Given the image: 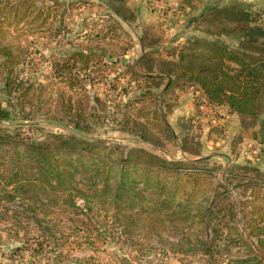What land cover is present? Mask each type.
Masks as SVG:
<instances>
[{
    "label": "rangeland",
    "instance_id": "rangeland-1",
    "mask_svg": "<svg viewBox=\"0 0 264 264\" xmlns=\"http://www.w3.org/2000/svg\"><path fill=\"white\" fill-rule=\"evenodd\" d=\"M19 1L31 5L35 1L41 15L29 13L27 22L22 17L21 23L19 15L7 19L13 37L9 27L4 25L5 29H0V43L12 42L13 57L18 60L15 82L34 83L35 86L51 83L55 96L65 90L66 97L72 95L83 103L88 118L74 113L64 115L63 109L60 110L64 115L62 120L49 118L43 112L47 103L39 107L36 103L20 100L16 92L9 94L2 74L0 100L12 114L0 120V132L20 134L29 141H42L52 132L61 131L89 140L103 138L107 144L121 143L125 151L131 147L144 148L168 159L195 158L199 155L184 151L181 146L194 148L200 155L209 156L203 166L207 173L197 180L200 199L206 197V204L216 199L224 205L223 211L233 206L237 213L235 221H231L235 229L244 233V241L234 242L230 234L213 240L208 229L205 237L215 247L213 252L199 246L181 250L183 232L164 227L160 234H152L144 228H134L132 233L121 236L113 219L106 216L103 220L104 214L100 211L90 220L82 211L68 214L62 209H59L54 233L45 235L38 221L23 217L21 221L24 222H21L15 217L22 204L20 199H14L4 200L0 206V264H238L242 257L260 255L252 243L254 239L257 244L258 238L247 232L251 221L264 222V151L258 145L264 138L258 135L255 144L248 133L251 128L257 132L255 127L260 113L246 123L241 120V126L234 128V124L232 127L229 124V109L221 112V107L200 108L202 97L187 93L185 86L165 89L166 76L157 78L160 83L154 85L141 72L139 75L133 73L130 64L140 53L133 45L138 41L141 27L126 23L114 11L121 0H0V3L9 2L11 7ZM101 38L104 40L100 42ZM105 42L110 49L114 48L110 51L112 54L93 57L90 66L71 58L77 48L87 43ZM18 43L20 50H17ZM55 63H59L58 70L54 68ZM68 75L78 76L79 84L67 87L64 77ZM91 76L96 80L91 81ZM149 87L156 89L152 107L159 108L165 115L172 127L171 135L168 132L159 134V128L144 117L136 118L138 122L132 124V130L125 128L123 114L134 119L131 109L140 106L137 100L136 105H127L128 102L140 97ZM92 111H95L94 117L89 115ZM251 121L254 123L243 131ZM77 122L78 128L75 127ZM144 134L151 135L155 143L147 140ZM199 184L204 188H199ZM39 217L51 225L42 213ZM224 230L231 233L227 227ZM232 231L233 235L238 234Z\"/></svg>",
    "mask_w": 264,
    "mask_h": 264
},
{
    "label": "trees",
    "instance_id": "trees-1",
    "mask_svg": "<svg viewBox=\"0 0 264 264\" xmlns=\"http://www.w3.org/2000/svg\"><path fill=\"white\" fill-rule=\"evenodd\" d=\"M2 3L0 29L9 27L11 37V25L6 22L7 19L19 15L21 23L27 22L29 13L33 16L41 15L35 1L34 5L19 1L11 7L9 2ZM117 6V9L114 8L117 14L131 18L130 10L123 1ZM213 14L216 30L242 34L246 43L254 42L258 34L264 35L263 27L251 24L256 17L254 12L237 6H225L214 10ZM159 39V35L147 27L141 41L145 47L150 48ZM12 44L0 43V75L5 76L9 94L16 92L20 100L36 103L39 107L47 103L43 112L51 119L62 120V116H70L72 113L80 118H88L83 103L73 99L72 95L66 97L65 90L55 96L51 83L38 86L34 83H16L14 71L18 60L13 57ZM107 45L106 42L87 43L77 48L71 58H77L80 64L90 66L93 57L108 52L112 54L110 51L114 48L110 49ZM20 48L18 43L17 50ZM126 53L124 50L123 54ZM173 54L172 58L157 56L155 50L149 49L133 60L131 70L138 75L141 72L154 85L160 83L157 78L166 76L167 90L178 85L197 86L212 105H227L239 112L243 123L258 116L261 110L260 96L264 92V61H256L242 49L203 38L190 41L178 51L174 50ZM58 67L59 63H55V70ZM77 77L65 76L67 87L78 85ZM90 79L96 80L92 76ZM154 87H149L140 93V97L128 102L127 105H132L137 100L140 106L131 109L134 119L123 114L122 121L126 129L132 130V124L138 122L136 118L144 117L147 122L151 121L154 127L159 128V134L168 132L171 135L172 127L165 115L159 108L152 107L156 95ZM62 109L64 115L60 113ZM11 114V109L0 100V120L9 118ZM89 115L94 117L95 111ZM254 121L244 127L243 131ZM78 126L79 122L75 124V127ZM144 137L155 143L151 135L144 134ZM27 138L20 134L0 132V206H3L4 200L20 199L22 205L18 208L19 215L15 217L20 221L23 217L38 221L45 235L54 233L53 228L59 222L56 218L59 209H62L68 214L82 211L90 220H94L100 211L104 214L103 220L106 216L113 219L121 236L132 233L134 228H144L152 234H160L164 227L174 232H183V240L179 244L181 250L199 246L204 251L213 252L215 247L205 237L208 229L213 234V240L230 234L234 242L244 241V233L235 229L231 221H235L237 213L233 206L223 211L224 205L216 202V199L208 204L205 202L206 197L200 199L197 180L207 173L203 166L209 156L200 155L194 148L181 146L184 151L199 155L195 158L168 159L144 148L131 147L125 151L121 143L107 144L103 138L89 140L61 131L52 132L50 137L42 141H29ZM198 186L204 188L201 184ZM39 213L51 225L40 218ZM249 225L247 232L258 238L257 244L254 239L252 243L260 255L242 257L238 264H264V222L251 221ZM225 227L231 233H225ZM232 229L238 234L233 235ZM246 243L253 250L252 245Z\"/></svg>",
    "mask_w": 264,
    "mask_h": 264
},
{
    "label": "crops",
    "instance_id": "crops-1",
    "mask_svg": "<svg viewBox=\"0 0 264 264\" xmlns=\"http://www.w3.org/2000/svg\"><path fill=\"white\" fill-rule=\"evenodd\" d=\"M125 6L130 10L131 18L118 16L128 24L135 23L139 25L138 41L134 43L133 47L140 49L139 58L145 51L151 49L155 50V55L159 56L162 53L166 57H174L173 51H178L184 45L196 38L209 39L220 43L227 44L230 47L242 49L249 53L256 61H264V35L258 34L257 39L252 43H246V38L242 34L236 33H222L215 29L214 25V10H218L225 6H237L254 12L252 25H260L264 28V0H184L182 9L178 12L162 17L157 15L155 11L149 8L148 0H122ZM149 27L152 33L159 35L160 39L154 46L145 47L141 41L145 28ZM134 58V59H135ZM187 93H195L202 98L205 94L197 86H186ZM260 102V116L257 122V132L251 128L252 142L257 144L255 138L261 135L264 138V92L261 94ZM215 109L221 107L222 110L229 109L227 116L231 117L229 121L231 127L241 126L242 116L239 112L232 110L227 105H214ZM220 110V109H219ZM227 112V111H226ZM224 119V118H223ZM221 121L222 119H218ZM229 125V126H230ZM230 127V128H231ZM258 145L264 151V142H259ZM264 158V154H263Z\"/></svg>",
    "mask_w": 264,
    "mask_h": 264
},
{
    "label": "built area",
    "instance_id": "built-area-1",
    "mask_svg": "<svg viewBox=\"0 0 264 264\" xmlns=\"http://www.w3.org/2000/svg\"><path fill=\"white\" fill-rule=\"evenodd\" d=\"M184 0H148L149 8L157 13V15L166 17L169 14L178 12L182 9ZM203 102L199 104L200 108L214 109V105L209 103L206 98H202Z\"/></svg>",
    "mask_w": 264,
    "mask_h": 264
}]
</instances>
